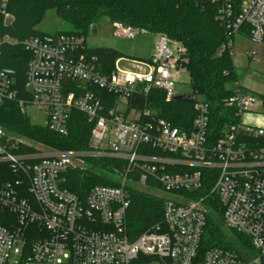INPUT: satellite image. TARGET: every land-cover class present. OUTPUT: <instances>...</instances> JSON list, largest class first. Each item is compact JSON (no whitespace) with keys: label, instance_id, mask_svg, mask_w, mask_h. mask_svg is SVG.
Segmentation results:
<instances>
[{"label":"built area","instance_id":"built-area-1","mask_svg":"<svg viewBox=\"0 0 264 264\" xmlns=\"http://www.w3.org/2000/svg\"><path fill=\"white\" fill-rule=\"evenodd\" d=\"M204 1L216 5L229 42L243 27L247 40L263 42L264 0H243L237 14L232 0ZM12 20L0 0V26ZM112 34L133 40L138 32L113 24ZM156 36L151 59L120 58L104 73L82 36L0 35V58L16 46L30 55L22 95L0 69V104H16L25 117L26 108L36 109L45 115L43 127L58 136L67 135L72 112L90 125L88 147L77 151L43 150L0 127V210L11 217L8 226L0 223V264H264V115L253 112L260 98L237 90L224 102L234 122L214 133L209 108L195 95L189 132L133 107L152 90L165 102L179 96L174 89L185 72V48ZM94 89L116 96L113 105L106 108ZM97 164L108 185L83 195L69 188V173ZM132 190L163 203L161 220L135 236L127 224ZM211 205L225 229L248 240L251 261L203 248Z\"/></svg>","mask_w":264,"mask_h":264},{"label":"trees","instance_id":"trees-1","mask_svg":"<svg viewBox=\"0 0 264 264\" xmlns=\"http://www.w3.org/2000/svg\"><path fill=\"white\" fill-rule=\"evenodd\" d=\"M13 20L8 27L0 26V35L7 34L18 40L42 36L37 27L48 11L69 27L65 34L84 37L91 26L106 19L112 26L135 29L138 33L165 35L169 40L185 48L184 68L189 77L191 94L198 96L209 108L210 129L223 123L234 122L233 112L224 102L237 90L236 69L232 62L231 48L225 29L216 17V5L204 0H4ZM243 0H232L237 14ZM239 35L247 39L249 31L243 27ZM264 44V38L263 42ZM95 56L102 72L110 73L113 64L122 55L111 48L88 50ZM30 55L16 46L5 48L0 58V69L7 71L14 82V89L23 94V83ZM106 108H110L116 96L95 90ZM264 115V94L259 96ZM137 109L153 112L155 116L172 127L189 132L194 119L191 103L165 102L160 91L152 90L146 98L132 103ZM0 127L7 132L54 147L58 150H85L88 147L90 125L77 112L70 114L67 135L58 136L46 127L30 124L14 103L0 104ZM103 169L102 165L95 167ZM107 174L99 171L69 173V188L83 195L95 185H108ZM163 203L160 199L137 190L131 191V205L127 213L128 230L138 235L161 220ZM11 217L0 210V223L8 226ZM202 246L233 251L239 258L253 257L248 240L224 228L217 205H211L206 216ZM19 264H23V261Z\"/></svg>","mask_w":264,"mask_h":264},{"label":"rangeland","instance_id":"rangeland-1","mask_svg":"<svg viewBox=\"0 0 264 264\" xmlns=\"http://www.w3.org/2000/svg\"><path fill=\"white\" fill-rule=\"evenodd\" d=\"M96 33L85 34V46L88 50L99 48H111L118 51L124 59L139 61H147L154 54V47L157 43L156 35L146 33H138L133 40L116 37L112 34L113 25L111 26L104 18L95 27ZM42 34H55L66 32L69 27L60 21L54 14V11H48L41 23L37 27ZM231 48L232 62L236 69L238 84L242 91L252 92L256 96L264 94V44H254L247 39H242L238 35L229 42ZM251 59L248 58L253 54ZM141 59V60H140ZM128 62H120V67H129ZM174 92L176 95H187L192 93L189 77L186 72L179 76V80L175 85ZM121 111H125V107H121ZM255 114L261 113V107H254ZM25 115L30 124L45 126V115L34 108H26ZM258 120L259 117H255ZM264 123V119H259ZM27 142L34 147L42 148L43 150H58L54 147L46 146L41 143L33 142L26 139ZM64 151V150H59ZM77 151V150H76ZM95 167V165H93ZM90 168V166L88 167ZM91 169V168H90ZM92 171H99L97 168H92ZM251 257L245 258V261H251Z\"/></svg>","mask_w":264,"mask_h":264},{"label":"water","instance_id":"water-1","mask_svg":"<svg viewBox=\"0 0 264 264\" xmlns=\"http://www.w3.org/2000/svg\"><path fill=\"white\" fill-rule=\"evenodd\" d=\"M90 34H95L96 33V28L95 26H91L89 29ZM174 101H181V102H186V103H193L195 101V96L194 95H179L173 98Z\"/></svg>","mask_w":264,"mask_h":264},{"label":"crops","instance_id":"crops-1","mask_svg":"<svg viewBox=\"0 0 264 264\" xmlns=\"http://www.w3.org/2000/svg\"><path fill=\"white\" fill-rule=\"evenodd\" d=\"M157 37V36H156ZM240 38H242L241 36H239ZM242 39H244V38H242ZM152 57V56H151ZM249 58V57H248ZM124 59V58H123ZM151 59V58H150ZM130 60V59H129ZM133 60V59H132ZM141 60V59H140Z\"/></svg>","mask_w":264,"mask_h":264}]
</instances>
